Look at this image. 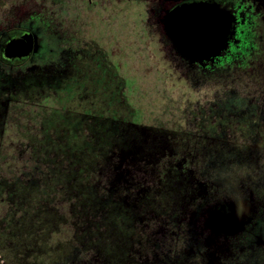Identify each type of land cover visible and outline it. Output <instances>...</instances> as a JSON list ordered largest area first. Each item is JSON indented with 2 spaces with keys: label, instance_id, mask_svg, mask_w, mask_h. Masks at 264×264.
I'll return each instance as SVG.
<instances>
[{
  "label": "rangeland",
  "instance_id": "374dc122",
  "mask_svg": "<svg viewBox=\"0 0 264 264\" xmlns=\"http://www.w3.org/2000/svg\"><path fill=\"white\" fill-rule=\"evenodd\" d=\"M94 1H96L94 5L88 4L86 0H75L74 2L76 7L84 10L86 14V21L81 29L82 38L85 42L96 41L102 43L105 41L119 44L120 61H122L120 63L123 65L125 62L122 70L123 75L131 82L135 81V76L137 79V72L140 70L146 72L143 81L139 82L140 91L135 92L134 98H132L131 107L136 108L135 113L128 115L126 121L138 124L140 127L154 126L162 129V131L173 130L175 132L174 138L170 140L171 144L166 149L175 153L178 159L189 156H203L202 158L207 167L200 170V172H204L202 179L215 180L217 183L225 181V190L235 186V174H240L239 171L247 166L264 177V145L260 141L263 134L262 130H264V112L262 115L261 112L247 111L246 107H250L252 101L242 99V95H245L248 90L246 88L247 91L245 90L242 93L240 88V85L244 86V84H250L251 82L248 83L241 78L242 80L239 83L244 84L236 83V81L231 82L230 80L213 81L203 86H194L191 82L188 83L181 76V73L174 68V65L164 63V54L160 51L161 47L156 41L157 38L155 37L151 41L152 39L148 37V30L144 26L145 31L141 33V30L144 29L140 26L143 17L140 7L128 6L115 0ZM254 1L264 13V0ZM17 4L13 0H0V25L7 23L8 17L14 8L18 6ZM47 22H50L51 25L49 31L53 32H63V29H66V26L68 27L66 25L63 28L60 22L55 25L51 18ZM69 23H71L70 30L72 32L75 23L72 20ZM140 43H143V48L139 46ZM108 47L113 48V45L109 44ZM123 55L126 56L124 61ZM144 67L147 70L149 68L148 74ZM262 72L264 71L262 70ZM22 81L19 80L16 83V89L12 90L15 95L11 94L12 97L20 96L18 92L21 88L19 86L23 87ZM25 84L29 87H26L27 97L31 94V96L35 94V97L42 95L44 87L42 84L31 78L26 79ZM139 84L136 85L139 86ZM250 88L252 89L251 86ZM261 89L263 90V88ZM65 98L67 99V97ZM31 99L36 100L35 98ZM31 99L27 102L31 103ZM68 102L70 103V101ZM71 104H68V106L76 110ZM188 104L192 106L194 111H197V106L203 107L206 111L207 105L217 104L218 108H214L216 117L212 115L211 124L216 126L218 123L221 124V127L218 126L217 130L209 133V135H204L205 123V126L199 127L201 121L198 118L190 124V119H186L189 118L186 112V110L188 111L186 108ZM62 109L67 110L64 106ZM29 112L31 110L23 103L19 104L18 112L17 110L8 112L5 125L10 126L8 127L10 135L16 136L17 139H15L14 145L12 144L6 149H0V182L7 186L9 192V198L6 191L0 196V232L6 227L5 222H8V220L14 224V222H19L22 219L20 221L23 228L22 232L21 230L18 231L19 226H12L17 239L25 240L23 233L26 231L27 239L25 242L29 243V246L25 247L23 251L24 255L20 259L21 264H96L98 261H102L103 258L109 259V257L112 260L113 257H119L120 261L126 262V260L130 261L134 257L131 250L133 244L146 235L150 237L153 246H157L158 250L161 247L169 249L170 255H173L178 247L181 248L182 246L183 249V245L180 246L176 241L163 239V233L166 231L165 224L176 218L172 214V209L176 208V206L173 208L175 205L174 199H176V202L178 200V209L187 212L189 209L186 206L187 196L192 190L200 191L192 176L186 175L184 179L181 177L178 180L179 185L176 181L170 184L171 189H168L169 191L161 187V190H156L157 194L148 192L149 198H151L150 202L140 204L139 209L141 211L132 208V198L130 196L126 198L127 192L121 187L120 191L115 193L114 196L112 195V198L116 203H129L130 210L132 209L130 213L136 219H142L139 221L140 223H138V220L132 223L134 228H130L128 231L127 246L116 240L114 246L118 245V248L110 247L108 240V244H95L96 248L97 246L100 247L96 249L92 243H97L95 236L98 233L108 235L117 231L116 228L109 227L113 225L114 216L113 213H110L111 207L105 206V209L100 211V205L103 203L99 200L100 195H98L100 187H109L111 177L108 173L111 171L112 164L116 163L117 158L112 160L113 163L109 165L103 162L98 165L94 164L95 162H89L88 169H91L90 172L87 171L88 175H85V171L81 175H77L83 166H81L79 160L77 164H71L70 162L73 159L70 155L62 156L60 151L56 150L42 153L40 149H37L33 156H30L31 144L34 143L28 139L38 141L41 135L38 132L37 120ZM27 114L29 116H26ZM108 114L114 116L113 108L109 109ZM106 122L105 126L107 127L108 121ZM238 129L241 131H238ZM242 133L248 134L251 137L250 139H254L253 147L248 148L246 151L241 147L244 142L242 140L245 139L242 138ZM83 136L85 134H79L77 140L81 141ZM204 136H210L216 141L209 139L205 144ZM57 137L53 130L48 139L56 142L55 139L59 138ZM136 138L139 139V137ZM99 140H105V137ZM199 141L202 144H197ZM98 143L99 141L95 142V144ZM201 145L207 146L200 147ZM166 149L165 153L168 152ZM157 150L159 152L156 151V153L161 152V149ZM107 153L109 154L108 150ZM150 154L153 156L150 160L154 163L156 154L154 152ZM158 166L160 169L162 168L160 163ZM122 168H125V166H122ZM98 172L104 175L99 176ZM119 172L120 170L116 171L115 174ZM157 173L156 168V174H152L150 178L149 185L151 187L156 183ZM209 175L213 177L210 178ZM84 177L87 180H84ZM23 183L26 185L25 190L21 189ZM145 187V185L133 186L132 193ZM88 189H91V191ZM182 189L185 192L179 193ZM76 191H79V193ZM81 192L91 194L88 202L85 203L80 200L79 195ZM130 195L132 196V194ZM167 198H170L171 204L166 202ZM38 206L44 211L40 215L37 214ZM40 223H42L43 229L37 232L36 235L41 236L43 239L39 243L40 239L34 236V231ZM144 224L148 226L143 227ZM170 224L171 226L177 225V223ZM92 232H95L94 237L91 236ZM130 232H133V235ZM35 239L38 240L35 241ZM133 241L135 242L133 243ZM17 242L15 241V243ZM35 244L41 246V248L37 247L38 254L34 250ZM184 247L187 250L189 249L186 246ZM45 248L50 250L47 252ZM87 248L88 252L85 250ZM14 249L16 248L11 244L2 245L0 260L4 261V264H13L15 261L12 254ZM76 249H80L81 254H77ZM98 249L99 253H97ZM134 249H136V246ZM45 252L47 254H43ZM3 257L6 259H3Z\"/></svg>",
  "mask_w": 264,
  "mask_h": 264
},
{
  "label": "flooded vegetation",
  "instance_id": "af4514ba",
  "mask_svg": "<svg viewBox=\"0 0 264 264\" xmlns=\"http://www.w3.org/2000/svg\"><path fill=\"white\" fill-rule=\"evenodd\" d=\"M26 1L13 0L14 3H18V6L14 8L8 17L7 23L0 25V149H6L10 145H14L15 139H17L16 136L10 135V129L8 128L10 126L5 125V123L9 111L17 110L18 112L19 104L23 103L26 105V89L29 87L26 86L25 80L31 78L41 84L42 78L39 74L36 75L35 73L40 72L42 67L59 68L62 62L60 57L64 54L63 42H61L62 39L58 32H53V36H51L45 30L46 26L41 19L42 15H40L42 6L35 1L33 3L35 9L29 11L26 7ZM145 1L146 9L144 8V13L147 15L148 33L151 35V41L155 37L157 38L156 41L161 47L160 51L164 54V63L174 65V68L181 73V76L194 86H203L204 84L213 81L217 82L218 80H230L231 82L236 81V83H239L242 79L248 83L250 81V84L241 82L244 86L240 85L242 93H244L246 88L248 90L245 93L246 96L242 95V99L252 101L251 103L248 101L251 105L250 107H246V110L261 112L263 115L264 13L254 0ZM191 3L212 9V13H216L214 17L219 18L228 30L222 47L215 49L213 55H207L197 60L179 54L177 47L171 42L163 23L167 11L176 6ZM88 4L94 5L96 1L88 0ZM13 41L14 43L12 44L11 42ZM67 53L70 58V65L74 66L80 52L71 46L67 50ZM104 56L102 53L101 59H98V64L102 67H105L106 64ZM87 58H91L89 54ZM88 59L83 61L85 63V65L83 64L84 66H89V64H86ZM102 67H100L101 70H103ZM72 79L73 81L76 80L75 78ZM107 79L112 80V78H107V76L102 74L101 79L99 77L98 80L102 83ZM19 80H23V87L19 86L21 87L20 91L18 89L20 96L12 97L11 94L15 95L12 90L16 89L17 86L15 85ZM69 95H71L70 98L73 102V98L77 94L70 93ZM82 103L84 104V102ZM112 103L105 104V106L108 107V111L110 108H113L115 116L119 107L116 104L112 107ZM197 107V111L192 110L190 104L186 107L188 109V111L186 110L187 117H189L186 119H190L189 124L198 118L201 121L199 127L206 125L204 127V135H209V133L217 130L218 126L221 127V124L218 123L216 126L211 124V119L215 116L214 108H218L217 104L207 105L206 111L203 107ZM99 111L100 109H94L92 113L94 116H100L103 112ZM83 115H86V111L85 113L83 112ZM26 116L29 115L27 114ZM32 117L37 120L39 124L38 132L41 134L43 130L42 123H44L41 122L43 118H38L35 115H32ZM121 123L120 119L117 121L113 118L108 122L107 127L105 126L106 123L92 126H95L99 131H116L121 130ZM125 126L127 130L123 135L124 139L122 138L114 146L116 152H112L111 155L102 160L103 163L109 165L113 163L112 160L117 158L116 163L112 164L111 171L108 173L111 177L109 187H100V192L98 193L100 195L99 200L103 203L100 205V211L105 209V206L111 207L110 213H113L114 216L112 220L113 225L109 227H114L117 231L111 232L108 235H101V232L98 233V236H95L97 243H92L94 248H96L95 244H108V240L110 247L114 246L116 240L127 246L129 239L127 236L128 231L130 228H134L132 223H135L137 220L140 223L139 221L142 219H136L130 213L132 209L130 210L129 203H116L112 198L115 193L120 191L121 187L127 192L126 198H129V196L132 198V208L139 211H141L139 209L140 204L150 202L151 198H149L148 192L157 194V191L161 190V187L170 190V184L175 183V181L178 184V180L181 177L184 179L186 175L193 177L194 181H196L195 185L197 184L203 195L196 189L195 191L192 190L187 196L188 201L186 206L189 207L187 212L180 210V208L178 209V200L176 202V199H174L175 205L173 208L175 206L176 208L172 209V214L176 218L171 219L170 222L165 224L166 231L163 233V239L176 241L180 246L183 245V249L182 246L181 248L178 247L174 254L170 255L169 249L161 247L158 250L157 246L152 245L150 237L146 235L142 237L143 239H138L136 242L133 241L135 244H133L134 246L131 247V250L134 257L130 261H120L119 257H113L112 260L109 257V259L101 258L102 261H98L96 264H264V177H262V174L260 175L259 172H255L247 166L239 171L240 174H235V186L225 190V181L217 183L215 180L202 179L204 172H200V170H204L207 167L206 162L202 158L203 156H189L178 159L175 153L169 152L166 149L171 144L170 140L174 138L175 132L173 130L162 131V129L154 126L140 127L138 124L132 122L126 123ZM85 127L87 128V126ZM238 131L241 130L238 129ZM262 132L261 139H259L264 145V130ZM241 136L245 138L241 144V147L245 151L253 147L254 139H250L251 137L245 133H242ZM136 137H139V139ZM203 138L205 144L209 139L216 141V139L210 136H204ZM29 141L39 145L46 143L51 145L58 142L57 139H55L56 142L50 139L45 140L43 136L38 141L33 139ZM197 144L200 145L202 142L199 141ZM206 146L201 145L200 147ZM157 149H161V152L156 153ZM165 149L168 151L167 153H165ZM152 152L156 154L154 163L150 160L152 156L150 153ZM159 163L162 165L161 169L158 166ZM122 166H125V168H122ZM156 168L158 171L156 183L151 187L149 185L150 178L152 174H156ZM118 170L120 172L115 174ZM85 172V175H88L87 170ZM102 174L100 172L99 176L104 175ZM209 177L213 176L209 175ZM84 180H87V178L84 177ZM137 185H145L146 187L132 193L133 186L136 187ZM21 189H26L24 183L21 185ZM88 190L91 191V189ZM154 190L157 191L152 192ZM4 191L7 192L6 195L9 198L7 186L3 182H0V196ZM183 191L184 189L179 193ZM76 192L79 193V191ZM79 196L80 200L86 203L89 201L91 194L89 192H81ZM166 202L171 204L170 198H167ZM37 208L39 209L38 215L44 212L40 206ZM223 215L227 216L226 221L229 220L224 226L220 224ZM20 221L13 224V222L8 220V222H5L6 227L0 232V248L3 244H11L16 248L12 253L13 259H15L13 264H21L20 262L22 261L20 259L24 255L23 251L25 247L29 246V243L25 242L27 239L26 231L23 233L25 240H20L16 238L15 230L12 227L19 226L18 231L21 230L22 232L23 228ZM170 223H177V225L171 226ZM146 226L148 225L144 224L143 227ZM41 229H43L42 223L34 231V236L40 239L39 243L43 238L37 236L36 233L41 231ZM91 234L94 237L95 232ZM130 234L133 235V232H130ZM38 239H35V241ZM15 241H18L20 245L17 244L18 242L15 243ZM36 245H34V250L38 254L37 247L41 248V246ZM135 246L136 249H134ZM184 246L189 249H185ZM88 248L85 249L86 252H88ZM97 248L100 247L97 246ZM114 248H118V245H115ZM45 250L48 252L50 249L45 248ZM47 252L43 254H47ZM75 252L81 254L80 249H76ZM97 253H99V249ZM3 259L6 258L3 257ZM3 262L0 260V264H4Z\"/></svg>",
  "mask_w": 264,
  "mask_h": 264
},
{
  "label": "trees",
  "instance_id": "16d2710c",
  "mask_svg": "<svg viewBox=\"0 0 264 264\" xmlns=\"http://www.w3.org/2000/svg\"><path fill=\"white\" fill-rule=\"evenodd\" d=\"M35 1L42 6L40 15H42L41 19L49 35L53 36V31H49L51 27L50 22H47L50 18L52 22H55V25L60 22L63 28L66 25H68V27L66 26L63 32L56 31L62 39L61 42H63L64 48V54L60 57L62 60L60 67H42L40 72L35 73L36 75L39 74L42 78L41 84L44 86L42 95L40 94L35 97V94L33 96H31V94L28 97L26 96L25 99L26 107L31 110L29 113L38 118H43L41 121L44 122L42 123L43 130L41 134L40 132L39 134L43 136V139L45 138V140H48L50 133L54 130L59 137H57L59 144H53V146L46 144H31L32 150H30V156H33L37 149H40L42 153L52 150L60 151V155L62 156L70 155L73 159L70 162L71 164H77L79 160L83 167L80 168L77 175H81L85 170L90 172L91 168L87 169L89 162H95L94 164L97 165L101 164L105 157L111 155L112 152H116L114 146L120 142L123 135L126 133L127 128L125 124L130 123V121H126L127 116L135 113L136 108L134 109V107H131L132 98H134L135 92L138 93L140 91L139 82L143 81L142 79L146 76V72H144V70L141 72L140 70L136 74L137 79L135 76V81L131 82L123 75L122 70L124 69L125 62L123 65L120 63L122 61H120L121 54L119 44L105 41L102 43L96 41L85 42L82 38L81 29L86 21V14L84 10L76 7V4H74L75 0H27L26 7L29 11L35 9V5L33 4ZM117 1L123 2V4L128 6L135 5L138 8L140 7L143 15L140 26L142 29L146 27L149 32L147 15L144 13V8L146 9L145 0ZM86 2L88 3V0H86ZM71 20L75 23L72 32L70 30L71 23H69ZM144 31L145 29L141 30V33ZM148 35V37L151 38L149 33ZM109 44L113 45V48H109ZM71 46H73L76 51L80 52L74 66L70 65V58L67 53V50ZM139 46L142 48L144 47L143 43H140ZM101 51L103 55H105V67L98 64L102 55ZM88 54L91 57L89 59L87 58ZM125 57L126 56L123 55V61ZM86 59H88L86 64H89V66H84L85 63L83 61ZM100 67H102L103 70H101ZM144 69L148 74L149 68L147 70L144 67ZM102 74L107 76V78H112V80L107 79L101 83L98 79L99 77L101 79ZM72 78L76 80L73 81ZM137 83L139 86L136 85ZM70 93L77 94L74 96L73 102L70 98ZM65 97H67V99ZM31 98H35L36 100H32ZM30 99L32 100L31 103L27 102ZM68 101H70V103ZM82 102H84V104ZM110 102H113L111 104L112 107H114L115 104L119 107L117 112L119 116L117 114L115 116H110L108 114V107L105 108V104H109ZM68 104H71L76 110L70 108ZM60 106L66 107L67 110L64 111ZM68 109L71 110L69 111ZM94 109H100V111L102 110V112H105L101 113L100 116H94L92 113ZM85 111L86 115H83ZM113 118H116L117 121H119V119L122 121L121 130L99 131L95 126H92L99 123L105 124L107 123L105 120L109 122ZM90 120L93 121L91 122ZM85 126H87V128ZM82 133L85 134V136H83L81 141L77 140L78 135ZM102 137H105V140L100 141L99 139ZM96 141H99V143L95 144Z\"/></svg>",
  "mask_w": 264,
  "mask_h": 264
},
{
  "label": "water",
  "instance_id": "95a60500",
  "mask_svg": "<svg viewBox=\"0 0 264 264\" xmlns=\"http://www.w3.org/2000/svg\"><path fill=\"white\" fill-rule=\"evenodd\" d=\"M214 16L216 13H212V9L194 3L182 4L166 12L164 28L179 54L197 60L213 55L215 49L222 47L228 30ZM221 218L222 226L229 222L227 216Z\"/></svg>",
  "mask_w": 264,
  "mask_h": 264
}]
</instances>
